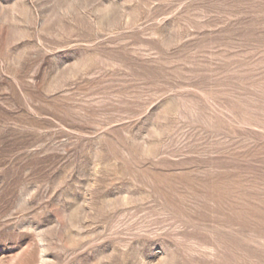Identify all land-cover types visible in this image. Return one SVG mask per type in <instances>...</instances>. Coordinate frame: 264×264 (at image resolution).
I'll return each mask as SVG.
<instances>
[{"label":"rangeland","instance_id":"rangeland-1","mask_svg":"<svg viewBox=\"0 0 264 264\" xmlns=\"http://www.w3.org/2000/svg\"><path fill=\"white\" fill-rule=\"evenodd\" d=\"M0 264H264V0H0Z\"/></svg>","mask_w":264,"mask_h":264}]
</instances>
